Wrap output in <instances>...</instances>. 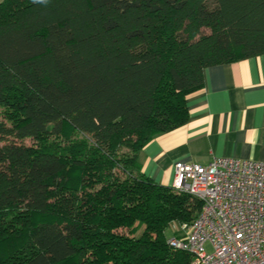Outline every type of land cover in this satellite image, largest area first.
I'll return each mask as SVG.
<instances>
[{"label":"trees","instance_id":"trees-1","mask_svg":"<svg viewBox=\"0 0 264 264\" xmlns=\"http://www.w3.org/2000/svg\"><path fill=\"white\" fill-rule=\"evenodd\" d=\"M262 53L264 0H3L0 264H190L165 230L201 201L139 153L204 68Z\"/></svg>","mask_w":264,"mask_h":264},{"label":"crops","instance_id":"crops-1","mask_svg":"<svg viewBox=\"0 0 264 264\" xmlns=\"http://www.w3.org/2000/svg\"><path fill=\"white\" fill-rule=\"evenodd\" d=\"M202 74V87L185 98V124L154 136L139 153L142 173L160 185L171 186L177 161L264 162V53Z\"/></svg>","mask_w":264,"mask_h":264},{"label":"built area","instance_id":"built-area-1","mask_svg":"<svg viewBox=\"0 0 264 264\" xmlns=\"http://www.w3.org/2000/svg\"><path fill=\"white\" fill-rule=\"evenodd\" d=\"M170 187L201 201L197 217L167 240L190 264H264V162L177 161Z\"/></svg>","mask_w":264,"mask_h":264},{"label":"rangeland","instance_id":"rangeland-1","mask_svg":"<svg viewBox=\"0 0 264 264\" xmlns=\"http://www.w3.org/2000/svg\"><path fill=\"white\" fill-rule=\"evenodd\" d=\"M3 0H0V3L2 2ZM1 108H0V120L3 119L2 115H1ZM51 137H49L48 139H50ZM81 138H87L85 135L81 134V133H71L70 136H69V140H77V139H81ZM23 142L27 145H30L31 143H33L32 139H24ZM58 142H60L61 145L65 146L67 144V142H65L64 138H61V137H58ZM179 229V225L177 226V224H172L170 225V227H168L166 230H165V236L166 237H169V236H172L174 234V232L176 233H179L180 231L178 230ZM141 229H139L135 235H137L139 232H140ZM119 232L121 233H126L127 230L125 229H122L120 230Z\"/></svg>","mask_w":264,"mask_h":264},{"label":"clouds","instance_id":"clouds-1","mask_svg":"<svg viewBox=\"0 0 264 264\" xmlns=\"http://www.w3.org/2000/svg\"><path fill=\"white\" fill-rule=\"evenodd\" d=\"M34 3L47 4V0H34Z\"/></svg>","mask_w":264,"mask_h":264}]
</instances>
